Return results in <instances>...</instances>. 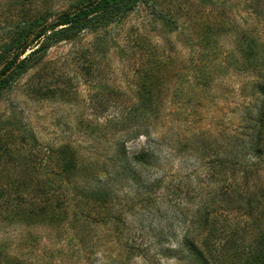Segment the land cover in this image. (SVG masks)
Instances as JSON below:
<instances>
[{"label":"rangeland","instance_id":"374dc122","mask_svg":"<svg viewBox=\"0 0 264 264\" xmlns=\"http://www.w3.org/2000/svg\"><path fill=\"white\" fill-rule=\"evenodd\" d=\"M86 1L0 0V55L30 27ZM148 3L139 2L105 29L52 43L34 58L39 57L37 64L0 91V264H188L185 256L164 254L158 240L169 239L164 249L178 248L200 198L177 203L170 196L177 179L188 176L203 181L204 196L219 190L224 182L208 175L217 170L224 146L232 149L245 114L256 117L264 104V0ZM160 77L161 95L152 103L157 112L139 122L155 128V141L142 136L126 142L125 149L129 157L154 149L160 164L145 175L165 173L163 185L172 181L171 193L162 189L146 201L145 191L130 179L118 186L115 209L91 210L88 192L70 184L59 191L70 214L61 225L13 216L17 195L28 201L39 197L36 187L58 177L63 145L86 163L109 158L127 132L117 130L123 125L119 112L141 108ZM245 154L239 161L253 173L250 185L256 192L264 186V157ZM87 166L78 180L82 187L93 182V168ZM171 205L179 206L186 223L174 221ZM225 215L229 225L239 224L244 239L237 246L254 238L253 229L264 228V214Z\"/></svg>","mask_w":264,"mask_h":264},{"label":"trees","instance_id":"16d2710c","mask_svg":"<svg viewBox=\"0 0 264 264\" xmlns=\"http://www.w3.org/2000/svg\"><path fill=\"white\" fill-rule=\"evenodd\" d=\"M139 2L149 5L148 0H88L56 15L52 20L45 18L30 27L23 39H17L16 43L7 47L0 55V91L9 89L21 74L37 64L39 57L34 58L46 51L52 43L76 38L87 30L105 29L119 23L135 9ZM255 7L258 10V2ZM263 12L262 9L260 13ZM163 22L169 24L166 18H163ZM162 78L160 77L159 81L154 83L157 89L148 91L143 97L141 108H128L119 112L123 125L117 130H127V132L124 133L123 140L116 143L117 149L109 158L103 161L96 158L86 163L77 150L70 145H63L58 150V161L62 166L58 177H47L42 181L41 188L36 187L39 197H33L34 199L28 201L22 195H17L16 204L12 208L13 216H22L32 224L46 222L48 225H61L69 220L70 214L66 204L67 199L62 198L59 191L64 185L70 184L81 191L88 192L89 196L86 199L94 204L91 210L96 207L110 211L115 209L117 205L112 201L113 196H116L115 192L119 191L118 186L130 179L145 191L146 201L152 200L151 198L162 189H167L171 193L169 185L171 186L172 181L167 183L168 187L163 185L167 178L164 176L165 173L155 177L145 175V170L160 164L161 156L154 149L142 150L131 157L125 149L126 142L142 136L149 141H155L152 139L155 128L150 125H140L139 122L147 121L153 113L157 112L152 108V103L161 95L158 90ZM261 93H264V87L261 88ZM117 126L119 127L118 122L112 128ZM240 128L242 131L236 136L232 149H229L227 145L224 146L225 153L217 160V170L208 175L209 180L219 178L218 182H224L219 190L211 196H204L202 194L204 190H201L200 185L203 181L193 182L188 178L189 176L185 177L186 180L177 179L179 184H174L176 189L172 192L170 199L181 203L183 199L199 197L201 205L196 211L195 218L190 220L187 232L178 248L164 249L163 245L169 239L158 240V245H162L161 251L164 250V254L179 255L178 259L185 256L184 259H188V264H226L227 259H230L232 264H264V228L253 229L254 238L247 245L237 246V240L240 239L242 242L244 239L243 236H239L237 229L239 224L229 225L225 215L231 211L243 212L249 218L264 214V186L256 192L253 191L250 185L253 173L245 172L247 163L239 161L243 152L246 153L244 155L246 158L251 153L264 157V104L258 109L256 117L255 114H245ZM247 147L250 148L249 152L246 150ZM87 165L93 168V182L82 187L78 185H81L78 180L81 170L89 167ZM243 169L244 173H241ZM206 196L209 197L205 199ZM171 208L174 209V221L186 223V215L179 206L171 205ZM83 215L82 212L79 214L82 219L86 218ZM118 222L121 221L118 220ZM220 223L223 225L220 226ZM193 232H196L195 236ZM244 232L247 233L248 230L245 229ZM131 244L134 246L133 243ZM228 251L232 253L226 254ZM185 252L186 255L183 254Z\"/></svg>","mask_w":264,"mask_h":264}]
</instances>
